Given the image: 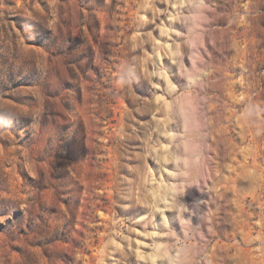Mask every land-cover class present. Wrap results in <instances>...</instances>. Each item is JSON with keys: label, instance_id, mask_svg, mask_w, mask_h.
I'll return each mask as SVG.
<instances>
[{"label": "rangeland", "instance_id": "1", "mask_svg": "<svg viewBox=\"0 0 264 264\" xmlns=\"http://www.w3.org/2000/svg\"><path fill=\"white\" fill-rule=\"evenodd\" d=\"M0 264H264V0H0Z\"/></svg>", "mask_w": 264, "mask_h": 264}]
</instances>
